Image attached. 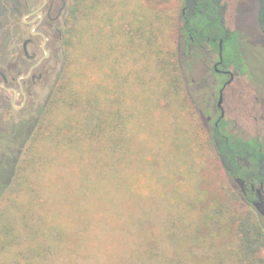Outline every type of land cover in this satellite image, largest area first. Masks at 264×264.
Here are the masks:
<instances>
[{
  "label": "rangeland",
  "instance_id": "rangeland-1",
  "mask_svg": "<svg viewBox=\"0 0 264 264\" xmlns=\"http://www.w3.org/2000/svg\"><path fill=\"white\" fill-rule=\"evenodd\" d=\"M182 8V0L130 1L118 9V31L122 29L125 32L130 29L132 18L138 9L152 13L155 17L158 15L159 20L164 22L167 16L178 21ZM230 8L231 5L229 10ZM242 11L241 4L233 6L234 20L242 29L239 31L249 65L242 80L261 88L264 85V37L257 36L253 29H248L240 19ZM228 21L232 26V20L229 18ZM68 27L69 19L61 29V39L54 47V55L60 63L55 60L50 67L44 84L38 88L33 104L23 112L13 114L10 120L0 121V157L5 160V183H11L9 180H12L16 170H21L22 178L19 180L13 177L15 179L12 185L14 187L24 179L22 183L28 186V192L18 193V202H29L26 214L30 219L35 212L40 211L45 244L48 243L51 228L58 224L62 229L75 232L79 236H85V232L87 234L85 243L78 250L68 253L66 251L61 258L51 260L50 264H142L137 257L140 252L146 257V264H249L242 261L237 254V225L239 220L249 215L255 214L263 221L262 217L252 205L244 201L239 188L234 187V183L224 173L210 145L211 136L207 126L196 110L188 86L179 94L173 90L158 91L160 86L153 81L157 74L155 62L150 60L147 68L146 60L126 59L122 63L118 59L114 61L120 54L118 52L127 47L125 34L122 36L124 32L117 39V53L112 57V71L115 75L113 79L117 85L116 78L120 71L122 74L126 70L133 74L140 72L151 87L147 93L132 79L127 87L125 101H117L120 96L112 99L115 105L125 104L126 113L129 115V163L126 171L120 170L119 173L120 178L124 176L127 189H118L117 184L111 187L115 191L114 200L120 195L130 200L131 205L126 213L130 217L132 215L134 221L130 236L127 234L125 238L128 242L124 245L116 243L117 239L120 242L121 240L110 227L111 220H104L105 217H110L112 209L109 211V208L100 206L99 198L92 190L84 195L68 192L69 183L73 186L74 182L77 188L81 185V176H78L80 171H77L79 164L67 156L69 145L61 144L54 148L51 144H44V156L38 163L35 161L38 154L32 149L26 151L29 146L26 137L30 136L31 130L45 114L55 81L63 69L69 47L68 37H65ZM97 31L95 26L93 30L89 29L84 39L86 45L77 50L75 48V57L80 61L77 68L86 69L84 60L91 50L93 32ZM176 46L183 64L192 66L191 72L185 74L183 71L187 83L189 79L200 81L201 84L211 83V55L199 52L198 57L190 62L184 55L188 48L184 39ZM88 71L93 72V83H102L105 79L104 72L111 79L108 67L104 69L95 66ZM78 83L83 86L81 80ZM109 84L113 87L112 82L109 81ZM97 93L100 95L99 91ZM122 93L119 94L122 96ZM100 96L105 98L104 94ZM263 99L264 97L262 101ZM235 104L237 110L230 111L228 117L232 133L246 136V131L250 130L249 136H255L251 131L252 123L243 122L242 110L244 111L245 106L242 102ZM262 115L264 116V111ZM64 116L65 111L60 110L54 120L62 121ZM249 124L250 129L246 127ZM79 145L81 148L77 146L73 150L84 152L85 146L82 143ZM14 158L17 163L9 165L7 162ZM104 188L108 190V186ZM119 190L121 194H118ZM10 192L11 189L0 200V207L5 206L7 199L12 197ZM39 195L42 207L33 204ZM121 210L125 213L124 207ZM29 241L31 240H25V243L28 245ZM14 247L19 248L17 245ZM259 258L264 260V250ZM3 262L4 258L0 253V264H4Z\"/></svg>",
  "mask_w": 264,
  "mask_h": 264
},
{
  "label": "trees",
  "instance_id": "trees-1",
  "mask_svg": "<svg viewBox=\"0 0 264 264\" xmlns=\"http://www.w3.org/2000/svg\"><path fill=\"white\" fill-rule=\"evenodd\" d=\"M130 1L134 0H70L69 27L65 35L68 37L69 47L65 63L55 81L45 114L36 127L31 130L30 136L26 137L29 142L26 151L32 149L38 154L35 159L37 163L44 156V144H51L54 148L61 144L69 145L67 156L79 164L77 171H80L78 176H81V185H78L79 188H77L73 182L74 189L72 183H69L68 192L84 195L92 190L98 196L100 206L109 208V211L112 209L110 217H105L104 220H111L110 227L121 240V242L118 239L116 241L119 245L128 242L125 238L127 234L129 236L131 234L134 218L126 213L131 205L129 199H125L121 195L117 197V200L113 199L115 191L111 188L112 186L117 184L118 189L127 186L124 176L120 178L119 173L120 170L126 171L130 152L128 151L129 115L126 113V105L123 103L115 105L112 99L120 96L117 101H125L127 87L132 79L147 93L151 90L140 72L133 74L126 70L122 74L120 71L116 78L117 85L116 80L113 79L115 75L112 71V57L117 53V39H120L121 33L124 32L122 29L118 31V9ZM182 2L183 8L186 7V16L183 15L182 8L178 21L167 16L163 22L162 19L159 20L157 14L155 17L152 13L138 9L134 13L130 29L122 33V36L125 34L127 47L123 51H119L118 58L114 59V61L118 59L119 63L126 59L146 60L147 68L150 65V60L155 62L157 74L155 75L156 80L153 81L157 82V86H160L157 89L162 92L173 90L174 93L179 94L183 89L186 90L187 80L183 69L189 67L190 64H183L176 46L181 41L182 35H186L183 39L188 48L193 45L191 37L197 42H206L208 37L213 40L223 37L226 33L236 35L222 22L221 0H182ZM259 14L260 26L264 31V0H260ZM182 19L185 24L184 29H181ZM94 26L98 31L93 32L94 36L90 43L91 50L84 60L86 69L77 68L80 61L77 60L74 53L78 48H83L86 45L85 36L89 29L93 30ZM83 27L84 35L82 36ZM213 46L215 47V44L212 41ZM95 66L104 69L108 67L111 79H109L108 73L104 72L103 82L93 83L91 76L93 72L89 73L88 69ZM80 80L83 83L82 87L78 83ZM109 81L112 82L113 87ZM98 91L100 95L104 94V99L97 93ZM120 92H123L122 96L119 94ZM60 110L65 111V116L62 121L56 122L54 117L59 114ZM220 131H216L210 137V145L228 178L234 183L233 179L241 178L245 173H248L252 178L263 181L264 153L254 145L258 139L246 142L224 127H221ZM79 143L85 146L84 152L73 150L77 146L81 148ZM13 177L20 180L22 178L21 170L17 169ZM13 177L11 183L5 184L2 192L0 191V200L10 189V194H12V197L7 199L5 206L0 207V253L4 258L3 263L50 264L51 260L55 261L56 258H61L66 251L68 253V251L78 250V247L85 243L86 232L85 236H79L75 232L62 229L60 224L51 228L48 243L45 244L42 228L43 217L40 211H37L34 217L28 218L26 211L29 202L19 203L17 198L20 193L29 191L28 186L26 183H22L24 182L22 179V181L16 182L17 184L13 187L12 183L15 179ZM60 177L62 178L63 175ZM105 186H108V190L104 188ZM233 186L237 187L236 183ZM118 194H121L120 190ZM74 199L76 200L75 197ZM33 204L36 207L38 205L42 207L40 195ZM122 207L125 208V213L121 210ZM12 209L15 210L12 211ZM56 214L59 213L56 212ZM100 215L102 216L101 213ZM136 221L138 222V219ZM237 227L238 256L249 264H264V260L261 261L259 258L260 253L264 250V223L254 214L239 220ZM140 233L141 231H139ZM25 240H31L30 244L27 245ZM15 245L19 248L16 249ZM137 257L139 261H142V264H146V262L144 263L146 257L142 252Z\"/></svg>",
  "mask_w": 264,
  "mask_h": 264
},
{
  "label": "flooded vegetation",
  "instance_id": "flooded-vegetation-1",
  "mask_svg": "<svg viewBox=\"0 0 264 264\" xmlns=\"http://www.w3.org/2000/svg\"><path fill=\"white\" fill-rule=\"evenodd\" d=\"M236 4H241L243 8L240 19L248 29L264 37L260 26V0H221L222 22L236 35L226 33L213 40L208 37L206 42H197L191 37L193 45L184 55L191 62L199 52L209 53L213 81L201 84L189 79L187 86L211 137L221 127L232 133L228 117L230 111L237 110L235 103L242 102L245 106L242 110L243 122L252 123L251 131L256 135L249 136L250 130H247L246 136H237L246 142L258 139L259 143L255 142L254 145L264 153V85L257 88L242 80L249 65L242 46L241 28L234 20L233 6ZM69 5L70 0H0V121L10 120L13 114L21 113L33 104L38 88L44 84L50 67L55 63L54 47L62 37L61 29L68 22ZM183 15L186 16V7L183 8ZM182 21L181 29H184ZM212 41L215 47H212ZM56 63L60 62L56 60ZM184 68L185 74L192 70V66ZM246 127L250 129V124ZM4 162L0 157L1 192L6 184ZM7 163L16 164L17 159ZM242 177L233 179L231 176V179L244 200L258 211L264 223V216L259 211H264V180L258 181L248 173Z\"/></svg>",
  "mask_w": 264,
  "mask_h": 264
},
{
  "label": "water",
  "instance_id": "water-1",
  "mask_svg": "<svg viewBox=\"0 0 264 264\" xmlns=\"http://www.w3.org/2000/svg\"><path fill=\"white\" fill-rule=\"evenodd\" d=\"M259 211H260L261 215L264 216V211L263 210H259Z\"/></svg>",
  "mask_w": 264,
  "mask_h": 264
}]
</instances>
